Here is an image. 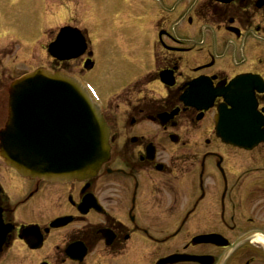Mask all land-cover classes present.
<instances>
[{
	"label": "flooded vegetation",
	"instance_id": "1",
	"mask_svg": "<svg viewBox=\"0 0 264 264\" xmlns=\"http://www.w3.org/2000/svg\"><path fill=\"white\" fill-rule=\"evenodd\" d=\"M182 12L184 38L201 25L216 40L209 45L216 54L207 50L202 66L185 73L187 56L204 44L176 39L158 22L156 39L134 46L140 67L148 68L141 78L106 106L85 81L111 144L95 176L63 184L29 180L0 161V264H264V0H195ZM71 24H56L46 46L61 28L78 29ZM83 31L79 57H49L50 67H40L82 79L95 65ZM38 38L21 47V32L0 25V95L9 87L2 65H21V48ZM216 43L229 52L241 46V59L235 48L233 56L217 54ZM73 61L80 66L75 74ZM202 77L215 95L208 109L185 98L189 83ZM242 89L261 125L257 136L236 138L254 145H235L215 130L219 107L231 111ZM218 237L223 245L212 240Z\"/></svg>",
	"mask_w": 264,
	"mask_h": 264
},
{
	"label": "rangeland",
	"instance_id": "2",
	"mask_svg": "<svg viewBox=\"0 0 264 264\" xmlns=\"http://www.w3.org/2000/svg\"><path fill=\"white\" fill-rule=\"evenodd\" d=\"M194 1L181 0L178 3V0H0V25L16 31V34L21 32V47L28 46H24V42L39 37L38 41L36 39L34 44H29L30 47L24 51L21 48V65L11 62L2 65L5 66L3 80L6 81L5 84H10L37 67H50L46 43L51 31L56 24L72 23L71 25L82 33L83 30L86 31L95 53L94 67L85 72L82 79L94 88L106 106L113 97L121 94L137 77L141 78L148 70L140 67L139 59L133 55L134 46H142L145 41L156 39L154 27L158 22H162L172 37L184 38L180 21L185 14L182 12L183 4ZM145 16H149L146 24V21L143 22ZM41 39L42 42L37 46L42 47L40 51L35 48V44ZM184 39L195 47L204 44L201 53L187 56L189 59L183 63L187 69L185 73L206 62L207 50L211 55L216 54L213 47H209L216 42L215 38L205 36L201 25ZM216 46L219 49L217 54L221 56H241V46L237 45L235 48V44L230 45V52L218 43ZM234 48L236 53L231 54ZM37 50L41 53H37ZM77 62L71 63L73 74L80 70ZM64 67L65 65H61L59 68ZM154 90L156 93L160 92L155 84ZM7 103L8 94L3 92L0 95V126L7 119ZM2 166L0 163V170ZM12 191L8 192L9 196L12 199L13 195L14 199H17V195ZM22 217L30 218L28 214Z\"/></svg>",
	"mask_w": 264,
	"mask_h": 264
},
{
	"label": "water",
	"instance_id": "3",
	"mask_svg": "<svg viewBox=\"0 0 264 264\" xmlns=\"http://www.w3.org/2000/svg\"><path fill=\"white\" fill-rule=\"evenodd\" d=\"M69 33L63 29L49 46L51 56H77L59 57ZM109 151L101 113L77 80L38 69L10 85L0 158L22 177L83 181L97 174Z\"/></svg>",
	"mask_w": 264,
	"mask_h": 264
}]
</instances>
